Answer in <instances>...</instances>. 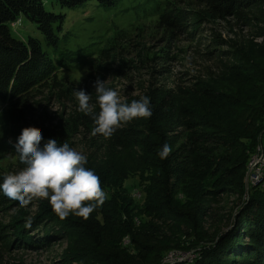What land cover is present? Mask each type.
<instances>
[{"label": "trees", "instance_id": "obj_1", "mask_svg": "<svg viewBox=\"0 0 264 264\" xmlns=\"http://www.w3.org/2000/svg\"><path fill=\"white\" fill-rule=\"evenodd\" d=\"M91 1L0 0V123L13 130L17 126L18 135L24 128H39L41 146L55 138L58 145L67 142L72 147L70 139L80 130L102 142L106 153L100 160L92 157L85 167L99 176L107 194L87 220L74 214L62 220L46 200L40 204L38 218L53 220L40 221L21 210L11 215L18 202L0 191V264H7V256L15 250L47 243L48 234L75 239L76 264H172L164 263L168 254L190 251L194 253L191 261L173 264H264V180L248 190L245 183L249 160L264 138V0H150L155 2V24L169 42L153 56L140 50L138 63L143 68L154 64L153 72L169 77L173 57L167 49L173 38L186 29L196 35L195 27L211 21L234 28L243 24L252 38L244 49L219 35L212 47H233L225 54L233 63H221V77L245 89L248 97L220 89L213 80L149 88L145 96L150 98L153 115L122 123L110 138L92 136L96 126L92 116L78 109L54 128L31 120L41 107L43 93L59 87V67L66 60L63 53L70 54L71 60L85 50L67 46L66 35L61 36L65 13L46 10V2L73 11ZM95 1L100 7L113 8L124 0ZM24 19L46 42L14 36L12 28ZM134 38L130 31L120 30L100 57H94L91 67L98 68L96 62H114L118 50L133 47ZM121 65L135 69L130 61L122 60ZM91 107L98 114V104ZM165 143L171 152L161 159L158 153ZM23 167L18 159L17 171ZM133 176L138 178L140 196L125 186ZM3 177L0 174V184ZM225 195L237 200L235 217H229V230L212 235L205 230L207 221ZM29 220L31 226L26 227Z\"/></svg>", "mask_w": 264, "mask_h": 264}, {"label": "rangeland", "instance_id": "obj_2", "mask_svg": "<svg viewBox=\"0 0 264 264\" xmlns=\"http://www.w3.org/2000/svg\"><path fill=\"white\" fill-rule=\"evenodd\" d=\"M153 3L155 2L150 0H124L113 8H103L93 0L82 8L63 11L57 6L52 7L51 2H46V10L57 14L65 13L64 30L61 36L66 35L67 40L65 42H69L67 46L73 48V51H76V48H84L85 50L78 51L75 56L79 58L87 57L69 60L70 54L63 53L62 57H65L66 60L62 67H59V87L43 93L39 99L41 107L33 114L31 120L45 124L50 128L59 126L63 120H66L78 109V100L75 97L76 90H84L86 94L94 97L90 100V106L97 104L94 87L97 78L105 81L106 87L116 90L122 102L145 96L149 88L160 86L171 88L176 84L190 86L199 79L213 80L220 89L231 93L235 92V94L237 93L246 99L242 96L248 97L245 89L239 90L233 82L227 81V79L223 80V68L221 67V63H224V65L228 61V64L233 63V59H229L230 57L225 55L232 52V44L237 49H244L247 42L252 39L249 36L250 32L243 24L234 28L226 22L211 21L210 25L204 24L201 28L195 27L197 30L196 35H189V30L186 29L188 32H184L181 37L173 38L169 49H167L173 57L168 63L171 70L169 77H161L157 72H153L152 67L154 64L148 68H143V65L138 63L140 50H144L143 54L148 53L153 56L158 54L161 49H166V42H169L167 37L163 38L165 36L163 30L157 27L155 17H152L156 14ZM180 8L189 9L190 7L180 5ZM189 29L191 31L194 27L191 26ZM120 30L130 31L132 36H136L133 39L136 41L132 43L133 47L118 50L119 53H116L114 62H108L107 64L96 62L98 68L91 67L95 62H92L94 57H100L99 53L106 49V46L112 42V38ZM12 32L18 39H28L32 36L38 38L41 42H46L32 23L25 19L22 23L14 26ZM217 35L223 40L230 41L231 45L212 47L214 45L212 42H214ZM255 42L260 44L262 40L256 39ZM209 52H212L213 55L206 56ZM204 53L206 55H203ZM122 60L132 62L135 69H122ZM105 69H112L114 72H106ZM12 127L4 122L0 123V174L4 175L9 172H17L18 155L15 153L14 144L19 137V128L16 126L13 130ZM70 140L75 150L86 155L87 161H92L94 156L100 160L101 155L106 153L102 142L93 141L90 135L81 130L74 134ZM262 143L263 145H259L257 151L259 148L264 151V138ZM256 154L251 156L249 163ZM246 175H248V169ZM134 177L129 178L125 182V186H131L130 189L134 190L133 194L140 196V187L137 186L138 178ZM263 180L264 178L256 185L261 184ZM249 186L253 187L254 185L249 184ZM247 196L246 194L245 197ZM46 200L34 199L25 207H21L19 203L15 204V209L10 214L15 215L18 210H21L31 217L36 216V219L40 221H51L53 219L47 216L38 218L42 215L39 210L40 204ZM236 204L237 200L233 195L230 197L223 196L213 206L214 213L207 221L208 224L205 230H208L210 234H220L229 230L231 221L228 220L230 216L232 217V214L235 217ZM35 236L38 235H33L34 238ZM47 236H49L47 238L48 242L41 244L40 247H22L23 249L15 250L7 256V264H76L73 262L75 239L70 238L68 235L57 237L48 234ZM193 258L194 253L191 251L171 252L167 255L164 263H184L191 261Z\"/></svg>", "mask_w": 264, "mask_h": 264}, {"label": "clouds", "instance_id": "obj_3", "mask_svg": "<svg viewBox=\"0 0 264 264\" xmlns=\"http://www.w3.org/2000/svg\"><path fill=\"white\" fill-rule=\"evenodd\" d=\"M98 114H93L90 106L92 99L84 90H76L78 111L92 116L97 134L110 138L122 123L135 118H150L153 115L150 98L141 96L131 103L122 102L116 90L105 86V81L94 82ZM43 134L39 128H24L14 144L19 162L24 165L17 172L4 175L0 191L10 200L17 201L21 207L34 199H47L53 212L65 219L69 214L87 220L90 214L107 199L101 187L99 176L94 170L85 167L86 155L70 147L67 142L58 145L55 138L43 146ZM171 147L163 144L158 155L166 159ZM31 226V221L26 227Z\"/></svg>", "mask_w": 264, "mask_h": 264}, {"label": "built area", "instance_id": "obj_4", "mask_svg": "<svg viewBox=\"0 0 264 264\" xmlns=\"http://www.w3.org/2000/svg\"><path fill=\"white\" fill-rule=\"evenodd\" d=\"M262 148V147H261ZM264 178V151L260 148L257 154L251 159L248 165V175L247 180L251 185L256 186V184Z\"/></svg>", "mask_w": 264, "mask_h": 264}, {"label": "water", "instance_id": "obj_5", "mask_svg": "<svg viewBox=\"0 0 264 264\" xmlns=\"http://www.w3.org/2000/svg\"><path fill=\"white\" fill-rule=\"evenodd\" d=\"M260 145H263V143L262 144H260ZM247 176V175H246ZM246 184H247V190L249 189V183H248V180H247V178H246V182H245Z\"/></svg>", "mask_w": 264, "mask_h": 264}]
</instances>
